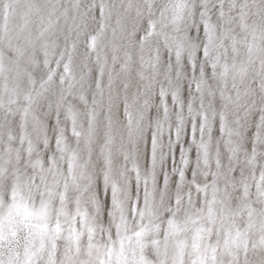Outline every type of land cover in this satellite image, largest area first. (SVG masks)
<instances>
[{"label":"snow or ice","instance_id":"1","mask_svg":"<svg viewBox=\"0 0 264 264\" xmlns=\"http://www.w3.org/2000/svg\"><path fill=\"white\" fill-rule=\"evenodd\" d=\"M13 3L0 0L5 19ZM72 3L78 12L80 0ZM141 4L132 28L122 29L129 47L136 49L135 60L132 51L121 56L113 50L109 63L107 53L97 50L111 16L108 0H92L79 23L73 16L70 32L76 31L77 40L59 53L55 40H42L39 55L34 44L29 45L31 53L10 44L7 64L13 76H5V54L0 50V264H250L249 247L264 249V227L256 240L239 228L223 227L245 211L251 220V197L264 198V171L259 182L253 175L250 183L245 174L258 158L264 159V97L242 115L237 112L230 118L228 113L233 91L235 102L240 98L237 79L243 85L248 78L241 52L250 54L252 43L241 39V33L248 28L249 0ZM55 10L54 6L41 37L58 21L51 18ZM97 11L98 27L85 40L86 57L95 53L96 75L91 77L85 62L88 71L81 72L79 85L94 83L93 105L97 96L103 103L105 88L109 89L105 119L111 128L115 116L127 130L122 168L114 170L110 135L100 150L102 190H93L91 149L88 159L81 160L69 143H79L87 129L90 144L94 133L95 109H88L81 120L69 97L77 88L72 51L85 34L81 25L87 29L88 13L95 19ZM62 15L67 19V8ZM27 65L43 68V74L36 78ZM134 65L137 89L129 98L131 81L121 80L123 102L113 112L114 82L121 75L130 77ZM25 80L27 87L22 86ZM255 83L264 91V62ZM250 89L251 85L245 88L244 95ZM165 131L172 167H162L158 180L156 169L164 159L158 150ZM182 136H187V148ZM141 142L144 171L136 162ZM131 173L135 200L129 192ZM102 194L107 199L101 200ZM98 234L105 239L98 240Z\"/></svg>","mask_w":264,"mask_h":264},{"label":"clouds","instance_id":"2","mask_svg":"<svg viewBox=\"0 0 264 264\" xmlns=\"http://www.w3.org/2000/svg\"><path fill=\"white\" fill-rule=\"evenodd\" d=\"M116 2V7L113 9L112 18L109 20L108 24L105 27V31L102 37L98 40L97 50L104 54V49L107 48L111 53L113 50H117L118 55H123L124 51H132L133 48L128 45V38L125 35V32L122 30L125 26V23L129 20V17L133 12H136L137 7H143L140 3V0H114ZM250 12L247 17L248 28L243 33H241V39L247 38L249 42L252 43V51L249 54L246 49H242L241 55L248 68V78L243 85H240L239 79H237V84L241 88V94L238 102H235V92L233 91L234 102L229 105L228 113L230 118H234L236 113L239 112L241 115L247 108L252 107V103L255 102L256 105L261 104V97H264V91L261 90L259 84L252 85V81L256 80L257 77L261 75V64L264 62V0H255V3H252V0H249ZM49 25V21L40 28L38 34L32 35L31 39H28L25 35L20 34L16 37L8 36L5 33V36L0 37V39H7L12 41L13 44L16 39L21 41L20 45H15L16 47H26L30 44H35L37 41H42L48 39L51 35V30L44 33V36L41 37V32ZM27 29L21 28V33L26 32ZM55 40V39H53ZM79 40L77 43H80ZM71 43V42H70ZM77 47L72 51V71L77 78V88L75 93L71 96L72 99H69V102L73 104V107L76 111L81 113V120L86 119V112L90 108H94L97 117L94 125V133L89 144L87 141V129H85V136L81 138L80 142L77 143L74 139L70 140V147L80 156L81 160H86L88 157V152L91 149L93 153L100 154V150L104 145L107 135L112 137V153L113 158L121 155V146L127 142V130L122 126L121 123L116 122V117H113V124L109 128L108 122L105 119V104L99 103L100 98L97 96L98 103L96 105L92 104V101L89 102L88 94L89 87L86 82L82 87L79 85V77L81 72H87V68L81 67L80 63H77L74 60L75 52ZM88 65V64H87ZM89 67V66H88ZM31 71L34 72L36 78L43 74L44 69L34 70L31 68ZM14 72L8 71V64L5 62V76H13ZM251 85V89L248 92V95H244V89ZM23 86L27 87L26 80L23 82ZM229 90H231V79L229 80ZM84 97V100L80 99V96ZM85 100L87 103H85ZM73 101H76L73 103ZM259 102V103H258ZM82 106V107H81ZM42 110H46V101L42 105ZM42 115V111H41ZM247 167V165H246ZM259 168V174H256V170ZM251 173L249 177V182L251 183V178L254 175L257 182L261 178V172L264 171V159H257L254 165L249 168ZM251 207L255 209L252 213V218L249 220L247 211L243 214L238 215L235 219V223L231 220L225 222L224 228L232 229L233 231L236 228H239L241 232H245L250 240L258 239L262 233L260 231L261 227H264V198L257 199L255 196L251 197ZM251 225V226H250ZM215 236V235H214ZM217 237L215 236V240ZM221 240V245L223 244V232L219 237ZM264 253V249H255L253 250L249 247L248 255L249 259L251 257ZM224 259L227 261L228 257L225 255Z\"/></svg>","mask_w":264,"mask_h":264},{"label":"bare ground","instance_id":"3","mask_svg":"<svg viewBox=\"0 0 264 264\" xmlns=\"http://www.w3.org/2000/svg\"><path fill=\"white\" fill-rule=\"evenodd\" d=\"M92 0H80V5H79V11L74 12L73 10V3L72 0H59L57 3V0H14V3L12 4V7L9 9L7 13V18H4V15L2 12H0V37L5 36V33H7L8 36L16 37L20 34L25 35L28 39H31L32 35L38 34L40 28H42L50 19L49 13L52 11L53 7L55 6V14L52 16V19H56L57 17L59 18L58 21L56 22L54 28L51 30V35L49 36V40L55 39L56 44L58 45L56 51L59 53L60 51L64 50L66 45H68L72 41L77 40V35L76 31L72 30L70 32V28L73 27V16H77V23H79V15L81 12H85L88 10L89 5L91 4ZM142 3V0H140ZM109 7L111 9V16L109 19L105 20V24L107 25L109 20L112 18L113 15V9L116 7V2L114 0H108ZM68 9V15L67 19L62 15L64 9ZM99 13L98 11L95 13V19H93V13L89 12L88 16L86 18L87 22V29H83V25H81V30L85 32L84 35L79 37V40L81 41L76 49L74 60L77 63H80L81 67H83V63L86 62L88 64V69H91V77H95L96 75V64H95V53H92L90 56L86 57V53L88 52V49L86 48L85 40L86 37L89 33H93L96 31L98 27V21H99ZM138 20L136 17V12H133L131 16L129 17V20L125 23V28L131 29L133 26V23ZM27 29L26 32L21 33V28ZM239 31V28L237 27L236 29ZM125 35L127 36V33L125 32ZM21 41L19 39H16L14 44L12 41L5 39H2V43H0V50L3 51L5 54V62L8 63V57L12 55L10 49V44L12 47H16L15 45H20ZM37 55H39V46H40V41H37L35 44ZM27 49L28 53H31L32 48L29 46L23 47ZM104 52L107 53L109 63H111V55L112 53L105 48ZM133 59H136V49L133 48ZM21 64H24V61H21ZM55 67V65H52ZM28 70L31 71V65H27ZM117 68L119 65L116 66ZM135 65L133 66L134 70L131 74L130 77H124L121 75L118 77L113 85V89L111 90V95L113 96V112L116 111L115 105L116 104H122L123 102V96L124 92L122 90V84L121 80L123 79H130V87L128 90V95L129 98H131V94L136 91L138 81L135 78ZM88 69H86L88 71ZM62 70V69H61ZM39 78V77H38ZM105 84L107 83V76L104 78ZM252 85L255 86V80H253ZM91 86L86 85L89 87V94H88V100L89 102L92 101V93L95 90L94 88V83H91ZM23 86V84H22ZM110 94V90L105 88V93H104V99L103 103L105 104V111L107 110L108 106V96ZM100 98V97H99ZM71 100L72 97H69ZM157 97V101H158ZM76 101H73L75 103ZM170 102V100H169ZM259 103V102H258ZM82 107V106H81ZM9 119H13L12 117H9ZM173 125L175 123L174 118H173ZM218 135V133H217ZM172 139L175 140V129L173 127V132H172ZM162 141V148L158 150V153H162L164 156L163 160H159L158 166L156 169L157 173V179H160L161 176V168L166 167L169 171H171V159L169 158V146H168V132L165 131L163 136L161 137ZM182 142L184 143L185 148L188 147V139L187 136L183 137L182 136ZM145 150V145L143 142H141L138 145V151H137V158L136 162L140 169L142 171L146 170V165L144 162L143 158V153ZM176 158H177V163H179V142L177 143L176 146ZM264 150V149H262ZM221 151L223 152V144H221ZM213 153H214V147H213ZM191 156L193 161L195 160V148L193 147L191 150ZM88 159V157H87ZM92 164L95 165V168H92L90 165V171H93L95 174L93 176L94 184H93V190H95L97 187L102 190V174H100V169L103 166V161L102 158H99L98 153H93V156L91 157ZM226 162V161H225ZM213 166H214V161H212ZM125 162L123 160V157L120 155L118 157L113 158V167L114 170L120 169L124 166ZM194 166V164H193ZM128 168H131V164L129 163L127 165ZM245 174L250 176L251 173L249 169H245ZM256 174H259V168L256 170ZM132 179L129 182V192L133 197V200H135V192H136V187H135V173H131ZM189 178H190V173H189ZM175 180V177L172 178ZM174 184L172 185V189L174 191ZM143 185H141V203H142V196H143V191H142ZM252 191L254 192L255 189L253 188ZM101 200L107 199L106 196L103 194L101 195ZM105 224L107 221H104ZM98 240H103L105 237L102 234L97 235ZM215 239V236H213V241ZM249 259V255H248ZM264 261V253H261L259 255L251 257L249 259L250 264H261V262Z\"/></svg>","mask_w":264,"mask_h":264}]
</instances>
